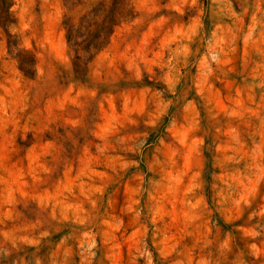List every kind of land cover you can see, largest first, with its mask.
Segmentation results:
<instances>
[{"label": "rangeland", "instance_id": "374dc122", "mask_svg": "<svg viewBox=\"0 0 264 264\" xmlns=\"http://www.w3.org/2000/svg\"><path fill=\"white\" fill-rule=\"evenodd\" d=\"M99 1L14 0L34 78L0 26V264H264V0H133L81 82Z\"/></svg>", "mask_w": 264, "mask_h": 264}, {"label": "trees", "instance_id": "16d2710c", "mask_svg": "<svg viewBox=\"0 0 264 264\" xmlns=\"http://www.w3.org/2000/svg\"><path fill=\"white\" fill-rule=\"evenodd\" d=\"M13 4L14 0H0V26L6 34L10 56L17 60L24 76L34 78L37 75L36 55L21 47L18 36L11 33L12 25L17 22L12 11ZM70 10H74V7ZM137 16L133 0H100L79 16L65 14L63 26L72 55L75 79L85 82L91 63L109 47L116 30Z\"/></svg>", "mask_w": 264, "mask_h": 264}]
</instances>
